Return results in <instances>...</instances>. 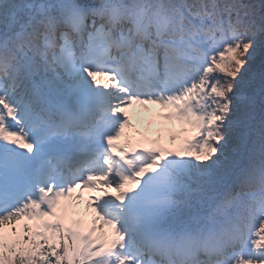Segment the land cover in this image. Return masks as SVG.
<instances>
[{
	"label": "snow or ice",
	"instance_id": "1",
	"mask_svg": "<svg viewBox=\"0 0 264 264\" xmlns=\"http://www.w3.org/2000/svg\"><path fill=\"white\" fill-rule=\"evenodd\" d=\"M0 264H264V0H0Z\"/></svg>",
	"mask_w": 264,
	"mask_h": 264
},
{
	"label": "rangeland",
	"instance_id": "2",
	"mask_svg": "<svg viewBox=\"0 0 264 264\" xmlns=\"http://www.w3.org/2000/svg\"><path fill=\"white\" fill-rule=\"evenodd\" d=\"M145 106L141 105H133L132 108L129 109V114L131 116L130 126L125 129L128 131L130 129H148L149 132H155V125H157V130L163 128L164 132H169L168 129L173 126V124L180 127V124L175 121H163L156 117V113L161 111L157 106L155 109V105H147L146 107L149 111L144 110ZM151 121V123H150ZM148 127V128H146ZM154 130V131H153ZM145 131V130H144ZM123 139V138H122ZM80 190H77L79 192ZM85 197H87L88 193L85 191ZM83 206V205H82ZM86 218L91 219V215L89 214Z\"/></svg>",
	"mask_w": 264,
	"mask_h": 264
},
{
	"label": "trees",
	"instance_id": "3",
	"mask_svg": "<svg viewBox=\"0 0 264 264\" xmlns=\"http://www.w3.org/2000/svg\"><path fill=\"white\" fill-rule=\"evenodd\" d=\"M187 132H188L189 134L194 135V129H192L191 126H188V130H187ZM181 135H182V134H181Z\"/></svg>",
	"mask_w": 264,
	"mask_h": 264
}]
</instances>
